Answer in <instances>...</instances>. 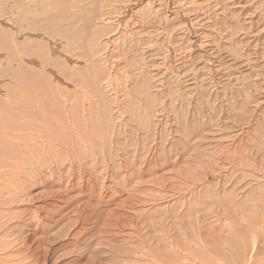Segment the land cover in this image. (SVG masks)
Wrapping results in <instances>:
<instances>
[{
    "label": "bare ground",
    "instance_id": "1",
    "mask_svg": "<svg viewBox=\"0 0 264 264\" xmlns=\"http://www.w3.org/2000/svg\"><path fill=\"white\" fill-rule=\"evenodd\" d=\"M205 1L0 0V75L4 77L0 79V91L6 97L0 106V264H225L219 254L231 258L226 254L230 253L226 247L231 239H236L234 243L238 241L235 250L245 261L259 244L264 248V213H260V225L253 230L244 227L241 237L231 231L224 239L220 233L225 218L221 215H226L223 208L236 213L239 208L251 207L261 211L255 207L258 203L264 207V195L258 193L256 187L252 193L251 183L243 184L240 189L236 182L249 173L256 178L259 172L264 178V171L260 172L264 161L256 166L264 159L261 127L264 122V0H230L235 6L236 22H230L229 15L223 22L229 34L214 37L209 35L208 27L203 28L197 21V12ZM159 10L167 23L171 21L165 27L176 40L172 42L179 52V60H189L188 67L198 68L201 74L207 75L208 70H212L217 79L214 94L206 92L209 87H202L204 93L200 91L202 97L207 98L206 102L216 101L210 119L216 118L212 123L219 133L215 142L210 140L213 152L204 171L203 159H200L202 134L196 132L199 128L183 132L187 142L192 143L185 153L183 149L178 153L170 148L176 151L173 156L169 155V159L174 158L173 163L156 158L160 148L157 138L163 132L158 131L160 126L152 128L156 115H151L149 106L144 111L139 102L142 97L136 96L138 79H150L153 65L144 61L141 67L127 65V61L123 65L115 58L120 44L123 50L134 46V51L142 45L139 34L146 32V26L151 23L148 20ZM141 13L145 25L140 20ZM91 19L95 22L92 31L89 30L93 26ZM131 23L132 26L140 24V30H135L136 26H133L135 31L132 30L128 26ZM180 25L184 30H176ZM87 30L90 31L88 37ZM133 34L134 39L139 36L138 42L128 38ZM166 38L160 37V42L169 44L170 39L166 42ZM158 41L145 42L150 52L148 56L155 50L165 58L170 56V46H158ZM220 44L231 51L228 65L226 58L218 63L213 57L212 48H220ZM133 48L124 51V62ZM196 48L211 51L208 54L212 56L210 65L194 51ZM217 63L221 71L216 68ZM154 70L158 76V69ZM34 76L45 79L55 91L67 94L45 96L47 93L40 90L44 95L38 96L36 86L41 80L34 86L36 83L30 80ZM122 76L125 77L121 88L126 95L124 103L119 100L122 96L117 91L118 79ZM53 79L71 86L72 91L53 84ZM160 79L157 86L164 89L167 81L164 76ZM11 82H15L16 88L6 92ZM33 82L37 96H32L34 88L33 91L28 88L31 96H24L20 86H31ZM48 89L43 87V90ZM122 103H127L123 111L138 104L145 113L141 119L146 121L145 125L132 126L134 119L127 121L129 117L121 111ZM45 106L54 109L45 110ZM151 116H154L153 122ZM177 131L174 129V133ZM122 139H125L124 145H121ZM106 145L107 152H104ZM104 153L107 160L112 157L116 161V166L111 159L113 168L104 162ZM96 156L98 160L92 159ZM99 157L103 162H99ZM129 159H132L131 167L127 165ZM133 163L138 164L136 169ZM149 169L156 173L148 175ZM64 171L66 177L61 174ZM46 173L50 182L45 181ZM61 176L64 182H60ZM228 176H233L234 183ZM34 183L42 184L44 189L32 197L26 190H32ZM247 187L249 192H246ZM244 215L240 219L247 223ZM176 216L190 218L192 235L187 239L180 233L188 240L186 246L172 243L165 249L170 237L168 220ZM156 217H159L158 224ZM160 240H165L164 249L159 248ZM88 243L90 251L83 255L78 249ZM57 244L61 246L56 248ZM243 257L239 256L238 260Z\"/></svg>",
    "mask_w": 264,
    "mask_h": 264
},
{
    "label": "rangeland",
    "instance_id": "2",
    "mask_svg": "<svg viewBox=\"0 0 264 264\" xmlns=\"http://www.w3.org/2000/svg\"><path fill=\"white\" fill-rule=\"evenodd\" d=\"M205 2L207 3L206 5H204L205 4ZM204 3H203V5H202V8L201 9H204V10H201L200 9V11L199 12H197V14H198V16H199V20H197L198 22H201V26L203 27V28H207L208 29V31H209V35H212L213 37H214V35H219V34H222V35H228L229 34V32H230V30L229 29H226L227 27H226V25L223 23V22H225V20L227 19V17L229 16V15H231V16H229L228 17V20L231 22L232 21V23H235L236 22V19H235V17L237 16V15H234L233 14V12H235V6H233L232 4L233 3H231L230 2V0H206ZM217 3V4H216ZM97 4V3H96ZM222 4V5H221ZM251 5V4H250ZM263 6H264V3H263ZM205 7H208V8H206V10H205ZM223 7H225V8H223ZM231 7V8H230ZM194 8H196V6H194ZM97 9V8H96ZM223 9H224V11H223ZM220 10H222V12L220 11ZM227 10V12H225ZM234 10V11H233ZM207 12H209V14L207 13ZM224 12H225V14H224ZM228 13V14H227ZM158 14H159V16H158ZM195 14V13H194ZM194 14H192L191 16H193ZM200 14V15H199ZM218 14V15H217ZM223 14V15H222ZM96 15V14H95ZM162 15V13L160 12V10L159 11H157V13L155 14V15H152L150 18H151V20L149 19L148 20V22H151L149 25H147L146 26V28H145V30H146V32L144 31V32H142V33H140L139 34V36L141 35V39L140 40H142V42H141V44L142 45H140L139 46V48L137 49V47H135V51H134V46L133 47H128V48H124V50L122 49V45L120 44L116 49V51H115V58H117L116 60H118V62L120 61V63H122L123 65L126 63V61H127V65H130V64H136V65H139V67H141L142 65H141V62L142 61H144V62H148V65L150 66V65H153V66H151V68H150V73H149V77L151 76V78L150 79H148V77H141V78H139L138 80V84H140L141 85V87H140V85L138 86V93H137V95L136 96H138V97H142L141 99L142 100H144V101H139L140 102V106L142 107V109L145 111V108L147 109V106H149V110L150 111H152V113H151V115L153 114V115H156L155 117V119L156 120H154V122L152 121V119H154V116H151L150 117V121H152L154 124H153V126H152V128H158L159 126V132L160 131H162L163 133V135H159L158 136V138H157V140H158V144H159V146L158 147H160V148H158V150H157V153H156V155H157V157L156 158H159L161 161H171L172 159L174 160V158H170L169 159V155L171 154V156H173L175 153H176V151L175 150H177V151H179L178 153H180L181 151H182V149H183V152L182 153H185V150H187V148L188 147H190V145L192 144L191 143V141H189L188 140V142H190L189 143V146H186L187 144H188V142H187V138L185 137V134L183 133V132H185V130L186 129H189L190 130V128L192 129V130H195L196 131V129L197 128H199L196 132L197 133H200V135L202 134V144H203V148H202V153H201V158L200 159H203L202 160V163H203V168H202V170L204 171V170H206V168L208 167V164H209V157H210V153L211 152H213V150H212V146H213V144H212V141L213 142H215L214 141V139L218 136V134L219 133H217L216 132V130H215V128H216V126H215V124H213L212 122L213 121H215L216 120V118H215V120H211L210 119V117L212 116L213 117V110H212V108L214 107V106H216V101L214 100V99H210L208 102H206L207 101V98L206 99H204L203 97H202V93H204V91L202 90V87H209V91L207 90L206 92H213L212 94H214L215 93V88H217L218 86L216 85V83H217V79L215 78V73L212 71V70H208V72H207V75L205 74V72L204 73H202L201 74V72H199V69L198 68H191V67H188V65L190 64L191 65V63L189 62V60L187 61V60H185V61H180L179 60V58H178V56H179V52L178 51H176L175 50V43L174 42H172V41H174L175 39H174V37H171L170 35H171V33L170 34H168L170 31H169V28L168 27H165L166 26V20L164 19V17L163 16H161ZM210 15H211V17H210ZM206 16V17H205ZM215 16H217V17H215ZM220 16H222V17H220ZM163 17V18H162ZM203 17H204V19H203ZM225 17V18H224ZM144 18V17H143ZM142 18V13H141V15H140V20L141 21H144V25H145V18L143 19ZM149 18V17H148ZM147 18V19H148ZM157 18H158V20H157ZM202 18V19H201ZM207 18V19H206ZM209 18V19H208ZM218 18V19H217ZM95 20H96V23L98 22L97 21V18H94ZM146 19V20H147ZM160 19V20H159ZM153 20V21H152ZM154 20H155V22H154ZM164 20V21H163ZM93 20L91 19V29H89L90 31H92V28H94V21L92 22ZM160 23H158V22ZM203 21V22H202ZM209 21V22H208ZM154 22V23H153ZM165 22V23H164ZM171 22V21H170ZM169 21H168V23H167V25L170 23ZM137 24V25H136ZM135 25H133L132 26V23H131V25H128V26H131V29L132 30H140V28L139 27H141L140 26V24H138V23H136ZM157 24V25H156ZM180 24V23H179ZM207 24V25H206ZM215 24H217V25H215ZM78 25L80 26L81 25V22H78ZM139 25V26H138ZM170 25V24H169ZM158 26V27H157ZM159 26H161V27H159ZM181 26V27H180ZM180 26H178L177 27V29L176 30H179V29H181V31L182 30H184V26L183 25H180ZM138 27V29H136ZM148 27V28H147ZM164 27V28H163ZM212 27V28H211ZM134 28V29H133ZM160 28V29H159ZM164 30H163V29ZM179 28V29H178ZM210 28V29H209ZM215 28V29H214ZM128 29H130V27H128ZM165 29H166V32H165ZM220 29V30H219ZM89 30H87V31H85L86 32V36L88 37L89 36V33H90V31ZM134 30V31H135ZM160 30H161V32H160ZM213 30V31H212ZM154 31V32H153ZM159 31V34L158 33H155V32H158ZM162 31H164V32H162ZM210 31L212 32V33H210ZM232 31V30H231ZM168 32V33H167ZM146 33H147V35H146ZM128 34H130V32H128ZM144 34V35H143ZM162 34H164V35H162ZM168 34V35H167ZM176 34V33H175ZM142 35H143V37H142ZM173 35V34H172ZM177 35V34H176ZM132 36H134V37H132ZM132 36H130V37H128L129 39H131L133 42L136 40L137 42H138V38H139V36L137 35L136 36V39H134L135 38V35L133 34ZM158 36V37H157ZM167 36V38L165 39V41L167 42V39L169 40L170 39V43L168 44V43H163V42H160L161 41V39H160V37L162 38V37H166ZM155 37V38H154ZM127 38V39H128ZM133 38V39H132ZM210 38V37H209ZM150 40H152V42L153 41H157V40H159L157 43H156V45H158V46H170V49H171V52H170V49L168 50L170 53H171V55L170 56H166V58L164 57V55H158V54H156V50H155V53H153V55H152V53H151V56H148V55H150L149 53V50L147 49V47H146V43H147V41H150ZM226 40V39H225ZM224 40V41H225ZM223 41V40H222ZM119 42H121V41H119L118 40V44H119ZM146 42V43H145ZM175 42H176V40H175ZM166 44V45H165ZM136 46V45H135ZM144 46V47H143ZM121 47V48H120ZM141 47H143V49L141 48ZM146 47V48H145ZM131 48H133V50H132V52L134 51V53H133V55H132V52L129 54V55H127L126 56V60H125V62H124V60H123V53H124V51L126 50V52H129L130 50H131ZM166 49V48H165ZM211 50V49H210ZM122 51V52H121ZM143 51V52H142ZM152 51V50H151ZM167 51V52H168ZM195 52H197L198 54H201L202 55V58H203V61H205L206 62V65H210V62L212 61V56H210V55H208V54H210V52L211 51H204V50H201L200 48H196L195 50H194ZM214 51V52H213ZM5 52V51H4ZM147 52V53H146ZM172 52H173V54H172ZM177 52V53H176ZM212 52H213V57H214V59L215 58H217V61H218V63L219 62H221V60L222 61H224V58H226L225 59V61H227L226 62V64L228 63L229 64V59H230V54H231V51L229 50V49H227L226 48V46L224 45V44H220V48H217V47H213L212 48ZM136 53V54H135ZM176 53V54H175ZM218 54V55H217ZM176 55V56H175ZM219 56V57H217V56ZM151 57V58H150ZM147 58V59H146ZM207 58H209V59H207ZM154 59V60H153ZM163 59H164V61H163ZM169 60V61H167V60ZM171 59V60H170ZM211 59V60H210ZM166 61H167V63H166ZM124 62V63H123ZM150 62V63H149ZM171 62V63H170ZM195 63H197V62H195ZM217 63V65H219ZM227 64V65H228ZM263 64H264V60H263ZM175 65V66H174ZM163 66V67H162ZM166 67V68H165ZM168 67V68H167ZM216 68H218V70H220L221 71V69H222V67L219 65V66H216ZM147 70L146 71H149V68H146ZM153 69V70H152ZM154 69H158V71H159V73H158V76H157V74H156V71L154 70ZM186 69V70H185ZM165 70V71H164ZM175 70V71H174ZM153 71H155V72H153ZM166 72V73H165ZM154 73V74H153ZM176 73V74H175ZM186 73V74H185ZM178 74V75H177ZM211 74V75H210ZM39 75H41V74H39ZM147 75H148V73H147ZM153 75V76H152ZM155 75V76H154ZM166 75V76H165ZM3 75H0V79L1 78H4V77H2ZM164 76V79L167 81V83H165L163 86V88L164 89H160L158 86H157V84H158V82L161 80L160 78L161 77H163ZM173 76V77H172ZM9 77V76H8ZM8 77L6 76V79H8ZM34 77L36 78V79H34ZM34 77H30V80L31 81H34L35 83H36V81L38 80V81H40V83H38V81H37V83L39 84H34V82L33 83H31L32 85L30 86V85H28V84H22L21 86H23V87H26V88H21V86H20V91H21V93L23 92L25 95L24 96H26V97H28V96H31L30 94H31V90L28 92V88L29 89H32V91H33V88L34 87H32L33 86V84H34V86L35 85H38V87L36 86V88H39V89H36V90H38L37 91V93H38V96H40L41 94H42V96L45 94V93H47V94H45V96H49L50 95V93H52L53 95H55L56 93L58 94H60V95H66L67 93H65V91H57V89H56V91L53 89L54 88V86H52V85H50V83H45L44 81H45V79H42V78H38V76H34ZM124 76H122L120 79H118V84H117V91L119 92L118 94L119 95H121L122 97L119 99L120 101L122 100L123 101V103H124V100H125V94H124V91L123 90H121V88H122V83H123V80H125V77L123 78ZM167 78V79H166ZM199 78V79H198ZM11 79V78H10ZM9 79V80H10ZM33 79V80H32ZM159 79V80H158ZM192 79V80H191ZM181 80V81H180ZM205 80V81H204ZM53 82V84H57V85H59L60 87H62V88H65L66 90H67V92H70V91H72L71 89H72V87L71 86H66L64 83L63 84H61V83H58V82H56L54 79L52 80ZM165 81V82H166ZM180 81V82H179ZM5 82H7V80H5ZM16 82V81H15ZM15 82H11V84H9V86L8 87H6V92H9L10 90H12L13 91V89H14V87L16 88V86L14 85V83ZM27 82V81H26ZM42 82H43V84H42ZM162 82H164V80L162 81ZM182 82V83H181ZM193 82V83H192ZM202 82V83H201ZM206 82V83H205ZM149 83V84H148ZM177 83H179V84H177ZM181 83V84H180ZM200 83V84H199ZM204 83V84H203ZM209 83V84H208ZM15 84H18L17 82L15 83ZM47 84V85H46ZM207 86H206V85ZM26 85H28V86H26ZM44 85V86H43ZM65 85V86H64ZM148 85V86H147ZM177 85V86H176ZM190 85V86H189ZM192 85V86H191ZM199 85H201V86H199ZM204 85V86H203ZM210 85V86H209ZM214 85V86H213ZM47 86V87H46ZM157 86V87H156ZM195 86V87H194ZM10 87V88H9ZM41 87H42V89H41ZM43 87H45V88H47L48 89V87H49V89H48V91H46V90H43ZM150 87H152V88H150ZM186 87V88H185ZM198 87V88H197ZM157 88V89H156ZM9 89V90H8ZM51 89H53V90H51ZM135 89H137V87L135 88ZM150 91H149V90ZM182 89V90H181ZM194 89H196V90H194ZM204 89V88H203ZM27 90V91H26ZM36 90H35V88H34V91H33V94H32V96H37V93H36ZM40 90H42L43 91V93H42V91H40ZM55 91V92H54ZM159 91H160V93H159ZM187 91V92H186ZM195 91V92H194ZM202 93H201V92ZM16 92V91H15ZM35 92V93H34ZM41 92V93H40ZM134 92V91H133ZM48 93H49V95H48ZM62 93V94H61ZM147 93V94H146ZM156 93V94H155ZM35 94V95H34ZM40 94V95H39ZM195 94H197V95H195ZM4 95V93L2 92V91H0V106H2V104H4V99L6 98V97H4L3 96ZM118 95V96H119ZM141 95V96H140ZM199 95V96H198ZM154 96V97H153ZM153 97V98H152ZM157 97V98H156ZM199 97H202V98H199ZM144 98V99H143ZM138 102V103H139ZM146 102H147V104H146ZM162 102V103H161ZM122 103V110L121 111H123V109L124 108H126V104L127 103H125V104H123ZM197 103V104H196ZM211 103V104H210ZM160 105V106H159ZM196 105V106H195ZM209 105H210V107H209ZM134 106H136V107H134ZM171 106V107H170ZM249 107L250 106H252V103H250V105H248ZM139 105L138 104H135V105H131V107H129V110L128 111H123V112H125V117L126 118H128L127 119V121L128 120H130V119H134V121L133 120H131L132 121V123H133V125H132V123H131V125L132 126H134V127H136V128H140V125H141V127L143 126V125H145V123L144 122H146V121H141V119H144V111L139 107ZM153 107V108H152ZM59 108V107H58ZM132 108H133V110H132ZM262 108H264V106H262ZM44 109L45 110H49L50 109V107H48L47 108V106H45L44 107ZM52 109H54L53 107H52ZM52 109H50V110H52ZM138 109V110H137ZM162 110V111H160L159 112V110ZM164 109V110H163ZM193 109H194V111H193ZM58 110V109H57ZM59 110H60V108H59ZM58 110V111H59ZM140 110V111H139ZM141 110H142V113H141ZM114 111H116V109L114 110ZM134 111V112H133ZM138 112V113H137ZM140 112V113H139ZM162 113V116H161V114H159V113ZM131 115H133V114H137V116H135V115H133V116H135L134 118H132L133 116L131 115H129V114ZM144 113V114H143ZM141 115V117H140V115ZM178 114V115H177ZM212 114V115H211ZM167 116V117H164V119H163V116ZM168 115H169V117H168ZM171 115V116H170ZM161 116V117H160ZM157 117H159V118H157ZM180 118H181V120H180ZM135 119H137V121L135 120ZM159 119H160V121H159ZM162 119V120H161ZM174 119V120H173ZM180 120V121H179ZM194 120H195V122H194ZM105 120H102V122H104ZM139 121H140V123H139ZM155 121H156V123L158 124V125H156V123H155ZM169 122V123H167V122ZM192 121V122H191ZM197 121V122H196ZM135 122V123H134ZM138 122V123H137ZM142 122V123H141ZM128 123H130V122H128ZM180 123V124H179ZM212 123V124H211ZM171 126H170V125ZM181 124H183V125H181ZM195 126H194V125ZM130 124H129V126H131ZM186 125V126H185ZM188 125V126H187ZM190 125L192 126V127H190ZM147 126V125H146ZM198 126V127H197ZM106 127V126H105ZM110 127H111V125H110ZM172 127H173V129H172ZM174 127H176L177 128V130L179 131V133H178V131L177 132H175L174 133V129L176 130V128H174ZM180 127H181V129H180ZM196 127V128H195ZM261 127H262V129L264 130V122L261 124ZM108 128H109V126H108ZM142 129V128H141ZM169 129H170V131H169ZM109 130V129H108ZM167 130V131H166ZM104 131H106V130H104ZM103 131V134L105 133ZM107 132V131H106ZM170 132H172V134L171 135H173V136H171L170 135ZM207 132V133H206ZM168 133V134H167ZM181 133H182V135H181ZM226 133V132H225ZM176 134V135H175ZM184 134V135H183ZM174 135H175V137H174ZM181 135V136H180ZM177 136V137H176ZM178 137H179V140H180V142H178ZM184 138L183 140H182V138ZM204 137V138H203ZM160 138H162V139H160ZM172 138V139H171ZM165 139V140H164ZM171 139V140H170ZM174 139V140H173ZM160 140V141H159ZM207 142H206V141ZM210 140H212V141H210ZM105 141L107 142V139H105ZM124 141V142H123ZM133 141H134V139H133ZM166 141H167V143H166ZM177 141V142H176ZM123 142V143H122ZM122 142H121V145H124V143H125V139H122ZM161 142H162V144H163V146H162V144H161ZM173 142V143H172ZM176 144V146H175V144ZM183 143V144H182ZM127 144V143H126ZM165 144V145H164ZM171 144V145H170ZM174 144V145H173ZM185 144V145H184ZM205 144H207V145H205ZM103 145H105L104 144V142H103ZM168 145V146H167ZM182 146V147H181ZM211 146V147H210ZM121 148H122V146H120ZM178 147V148H177ZM185 147V148H184ZM170 148H174V149H170ZM189 149V148H188ZM207 149V150H206ZM93 150H95V149H93ZM107 150V145L104 147V152H107L106 151ZM163 150H164V153H163ZM167 151V152H166ZM174 151V152H173ZM165 152H166V156H165ZM171 152V153H170ZM206 153V154H205ZM67 154H68V152H67ZM87 154V159H90V154H89V152H87L86 153ZM86 154L84 155L85 157H86ZM99 155H101V154H99ZM163 155V156H162ZM70 156V155H69ZM129 156V155H128ZM101 157V156H100ZM99 157V158H100ZM107 158V156H106V153H104V157H103V159L104 158ZM83 159H84V157H82ZM96 158V160H98L97 158H98V156H96V157H94V158H92V159H95ZM105 158V160H104V162L107 164V165H109V166H111V168H113V166H114V164H115V166H116V161H113V159H112V157L110 158V157H108V159L109 160H107ZM110 159H111V161H113L112 163H114V164H110L111 162H110ZM173 160L171 161L172 163H173ZM73 161V160H72ZM71 161V162H72ZM88 162H89V160H87ZM108 161H109V163H108ZM131 161H132V159H129V160H127V165L128 166H130L131 167ZM263 161H264V159L263 160H261V161H258L257 163H256V166L258 167V166H260L262 163H263ZM67 162V161H66ZM66 162H65V160H64V163H65V165H66ZM99 162H103V160H101V158L99 159ZM179 162H182V160L181 161H179ZM262 162V163H261ZM129 163V164H128ZM137 165L138 164H135V163H133L132 164V166H133V169H136V167H137ZM254 169V168H253ZM258 169V168H257ZM256 169V170H257ZM160 170V169H159ZM259 170H261V169H259ZM264 171V169L262 168V170L260 171V172H263ZM257 172V171H256ZM155 174L156 172H155V170H153V169H149V172H148V175L149 174ZM217 173V172H216ZM47 174V173H46ZM45 174V175H46ZM64 177H66V173H65V171L64 172H62L61 173ZM254 174V173H253ZM263 175V174H262ZM46 176H47V178H46ZM46 176H44V178H45V181H47V182H50L49 180H48V174L46 175ZM63 176H61L60 177V182H64L63 181V179H64V177ZM226 176V174L224 175V177ZM264 176V175H263ZM62 177H63V179H62ZM223 177V178H224ZM254 177V176H253ZM251 177L250 176V173L249 174H246L245 176H242V177H239V178H237L236 179V182H238L239 183V185H240V189H242V185L243 184H248V183H251V187H252V193H253V189L256 187V190H257V192L258 193H261V194H263L264 195V178L260 175V173L259 172H257V176H256V178L254 177ZM77 178V180H78V176L76 177ZM227 178H229V179H231V182L233 181V183H234V178H233V176H228ZM76 180V181H77ZM120 180V179H119ZM118 180V181H119ZM210 180H211V178H210ZM76 184H77V182H76ZM31 188H32V190H26V193H28V194H30L32 197L33 196H35L42 188L44 189V186L42 185V184H36V183H34V184H32L31 185ZM248 189L246 190V192H249V187H247ZM46 192H42V194H45ZM30 195H29V197H30ZM264 199V198H263ZM261 204L262 203H258V205L257 206H255L256 208H261V211H259L258 209H255V208H253V207H251V208H248V209H243V208H239L237 211H236V213L232 210V209H226V208H223V210H226V215H221V217H225L224 219H223V227H222V231L220 232L222 235H223V238L224 239H227L228 238V236L230 235V232L231 231H234L239 237H241V235H242V229L245 227L246 229H254V228H256V227H258V225H260L259 224V220H260V213H264V207H262L261 206ZM253 208V209H252ZM242 214H245L244 216H246V218H247V223H244L240 218H241V216H242ZM161 217L162 216H160V219H161ZM180 218V219H179ZM159 220V217H156V221H158ZM188 220H190V218L189 217H178V216H176V217H171L169 220H168V227L170 228V234H169V238L167 239L168 241H167V243H166V246H165V249H166V247H168V246H170V244L172 245V243H174V244H177V245H181V247H184V246H186L185 245V242H186V240L187 239H190V237H191V235H192V230H191V224H190V222L188 221ZM183 222V223H182ZM185 222H186V224H185ZM159 223V221L157 222V224ZM171 223V224H170ZM180 223H182V225L180 224ZM243 223V224H242ZM176 224V226L177 227H174V225ZM173 227H171V226ZM178 225H180V230H178L179 229V226ZM207 225V224H206ZM187 226V227H186ZM158 227V226H157ZM182 227V228H181ZM183 227H184V229H185V231H184V229H183ZM204 227H206L205 225H204ZM174 229V230H173ZM181 229H183V230H181ZM188 229V230H187ZM229 231V233H228V231ZM47 231H50V233H53L54 231H52V230H47ZM52 231V232H51ZM177 231V232H176ZM181 231V232H180ZM183 232V233H182ZM185 232V233H184ZM177 233H178V235H177ZM180 233H182V235L183 234H185V236L187 237V239L186 240H184L183 239V236L180 234ZM174 235V236H173ZM177 236H178V238H177ZM175 237V238H174ZM220 238L222 239V236H220ZM170 240H172V241H170ZM216 240H217V243H219V244H221L218 240L219 239H217V237H216ZM236 239H231V241H229L230 243H229V245H228V247H226V249L227 250H230V253H227L226 252V254H230L229 256L232 258H228V255H222L223 253H220L219 254V256H222V257H219V256H216V257H219V259L220 260H222L223 262L222 263H225V264H233V262H234V264H264V251H263V249L261 248V244H259V246H258V248L255 250V252H253V253H251V252H249V254H248V256H247V259H246V261H245V258L243 257V255L242 254H240V253H237L236 251L237 250H235V249H237L236 247L238 246V241H236L235 243H234V241H235ZM161 242H159V244H160V249H164V244H165V240H160ZM188 241V240H187ZM207 241V240H206ZM206 241H205V244H206ZM91 242V241H90ZM171 242V243H170ZM176 242V243H175ZM184 243V244H183ZM89 244V243H88ZM155 245H156V243H155ZM162 245V246H161ZM183 245V246H182ZM61 246V244H57L56 245V248H58V247H60ZM88 246H91V244H89V245H83V246H81V247H79V249H78V251H80V253H82L83 255H86L85 254V252H87V251H90V248L88 247ZM223 248V247H222ZM246 248L249 250V245L248 246H246ZM84 249H87V250H84ZM93 249V248H92ZM84 252H83V251ZM234 250H235V252L236 253H234ZM82 251V252H81ZM224 256V257H223ZM239 256H241V257H243V259H241L240 258V260H238L239 259ZM240 261H242V262H240ZM246 262V263H245Z\"/></svg>",
    "mask_w": 264,
    "mask_h": 264
}]
</instances>
